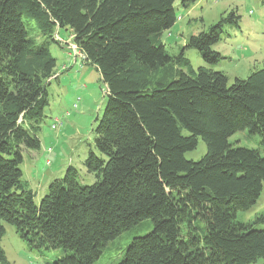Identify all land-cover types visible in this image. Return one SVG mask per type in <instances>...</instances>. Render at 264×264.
I'll return each instance as SVG.
<instances>
[{
  "label": "trees",
  "instance_id": "obj_1",
  "mask_svg": "<svg viewBox=\"0 0 264 264\" xmlns=\"http://www.w3.org/2000/svg\"><path fill=\"white\" fill-rule=\"evenodd\" d=\"M174 2L0 0V241L10 224L28 247L60 251L48 264H93L120 232L149 219L116 264H264V212L236 219L264 180V66L231 83L213 69L225 58L213 49L224 26L239 28L235 8L168 53L161 34L177 19ZM61 29L98 71L106 101L84 160L95 181L68 165L37 204L21 164L40 148L56 68L49 44ZM187 48L204 64L193 68ZM243 130L260 136L256 148L229 141ZM198 138L205 154L186 159ZM0 264H10L1 245Z\"/></svg>",
  "mask_w": 264,
  "mask_h": 264
},
{
  "label": "rangeland",
  "instance_id": "obj_2",
  "mask_svg": "<svg viewBox=\"0 0 264 264\" xmlns=\"http://www.w3.org/2000/svg\"><path fill=\"white\" fill-rule=\"evenodd\" d=\"M234 8L240 15L239 28L224 26L223 30L227 35L213 49L225 58L213 69L223 71L231 83L235 77L244 78L253 68L263 67L264 0H197L188 10H184L180 0H175L177 19L169 30L161 34L167 52L176 54L186 45L190 35L207 30L219 20L221 13ZM24 21H27L28 38L34 45H39L44 39L39 36L34 21ZM57 32L54 40L58 42L59 48L51 41L49 44V49L56 58V68L48 85L49 105L45 108V118L38 133L40 148L25 151L21 164L23 179L35 193L34 201L37 204L47 192L48 184L55 178L62 177L68 165L77 168L83 183L91 184L95 181L94 176L86 171L84 160L88 150L94 149V129L106 101L105 86L96 68L83 63L81 54L65 29ZM64 48L70 52L71 57H67ZM183 54L193 68L204 64L194 48L185 49ZM56 118L61 121L57 129L52 128ZM182 133L188 134L186 131ZM259 139V135L249 134L247 130L238 131L229 137L231 143L247 148H256ZM205 152L206 145L198 138L196 148L186 151L184 157L196 161ZM263 212L264 180L255 205L246 211L237 212L236 219L248 224ZM4 226L5 233L0 245L10 264H48L60 255L59 250L28 247L12 225ZM151 228L152 222L146 219L123 230L107 243L93 264H116L132 237L147 233Z\"/></svg>",
  "mask_w": 264,
  "mask_h": 264
},
{
  "label": "built area",
  "instance_id": "obj_3",
  "mask_svg": "<svg viewBox=\"0 0 264 264\" xmlns=\"http://www.w3.org/2000/svg\"><path fill=\"white\" fill-rule=\"evenodd\" d=\"M81 57H82V59L84 58V55L83 54H81ZM69 112H67V114H68ZM61 121H59V119H55L54 120V122L52 123V128H54L55 126H58V124L60 123ZM50 153V152H49ZM48 162V161H47Z\"/></svg>",
  "mask_w": 264,
  "mask_h": 264
},
{
  "label": "crops",
  "instance_id": "obj_4",
  "mask_svg": "<svg viewBox=\"0 0 264 264\" xmlns=\"http://www.w3.org/2000/svg\"><path fill=\"white\" fill-rule=\"evenodd\" d=\"M64 49H66V48H64ZM64 52L67 53V57H71L70 52H67V49L64 50Z\"/></svg>",
  "mask_w": 264,
  "mask_h": 264
}]
</instances>
